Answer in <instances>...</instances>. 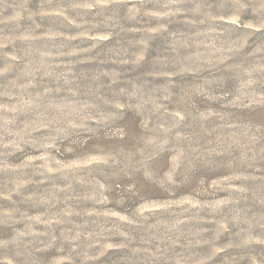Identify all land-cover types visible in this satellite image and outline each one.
I'll return each instance as SVG.
<instances>
[{
    "label": "rangeland",
    "instance_id": "1",
    "mask_svg": "<svg viewBox=\"0 0 264 264\" xmlns=\"http://www.w3.org/2000/svg\"><path fill=\"white\" fill-rule=\"evenodd\" d=\"M0 264H264V0H0Z\"/></svg>",
    "mask_w": 264,
    "mask_h": 264
}]
</instances>
